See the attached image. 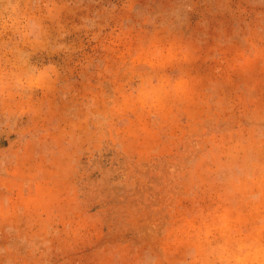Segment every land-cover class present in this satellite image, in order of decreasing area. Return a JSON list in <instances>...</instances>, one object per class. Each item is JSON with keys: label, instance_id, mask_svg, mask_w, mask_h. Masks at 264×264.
Listing matches in <instances>:
<instances>
[{"label": "rangeland", "instance_id": "rangeland-1", "mask_svg": "<svg viewBox=\"0 0 264 264\" xmlns=\"http://www.w3.org/2000/svg\"><path fill=\"white\" fill-rule=\"evenodd\" d=\"M0 264H264V0H0Z\"/></svg>", "mask_w": 264, "mask_h": 264}]
</instances>
